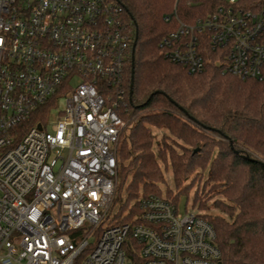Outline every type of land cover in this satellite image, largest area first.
Returning <instances> with one entry per match:
<instances>
[{"label":"built area","instance_id":"2783aa9c","mask_svg":"<svg viewBox=\"0 0 264 264\" xmlns=\"http://www.w3.org/2000/svg\"><path fill=\"white\" fill-rule=\"evenodd\" d=\"M125 15L117 0H0V264H224L200 210L151 195L134 221L108 217L127 126ZM205 43L228 72L263 78L264 12L229 0L178 19L162 46L196 73Z\"/></svg>","mask_w":264,"mask_h":264},{"label":"trees","instance_id":"16d2710c","mask_svg":"<svg viewBox=\"0 0 264 264\" xmlns=\"http://www.w3.org/2000/svg\"><path fill=\"white\" fill-rule=\"evenodd\" d=\"M117 1L126 10L131 57L122 83L126 105L120 109L127 126L118 146V189L125 187L126 199L117 196L119 210L111 222H132L142 211L140 199L163 197V165L173 169L177 186L191 169L209 165L210 180L225 188L230 202L219 214L200 211L216 231L223 263L264 264V73L262 79H242L228 72L221 49L209 43L202 47L205 68L192 73L162 46L178 19L195 23L227 1ZM237 4L264 12V0ZM154 128L195 147L214 133L223 145L212 160L209 153L163 150Z\"/></svg>","mask_w":264,"mask_h":264},{"label":"rangeland","instance_id":"374dc122","mask_svg":"<svg viewBox=\"0 0 264 264\" xmlns=\"http://www.w3.org/2000/svg\"><path fill=\"white\" fill-rule=\"evenodd\" d=\"M229 1V0H226ZM59 109L52 111L50 115V122L55 123L58 119L59 110L65 107V100L62 99L59 103ZM54 130V127H50ZM156 134V139L161 144L163 150H167L170 146L176 149L179 153H191L192 151H199L202 156H206L209 153L211 160L219 152L220 147L223 145L222 138L218 135L211 133L208 138L199 144V146H190L184 144L182 141L175 138H170L166 130H159L154 128ZM164 178L160 187L163 191V197L170 200L179 197L177 205L180 213H185L187 210H200L206 214H219L222 213L221 208L224 207L223 204H228L229 199L225 194V188L223 186H218L210 180L209 176V165H203L202 167H196L190 170V174L182 176L181 184L176 185L174 181L173 169H170V165L166 169L163 165ZM120 181L118 182L119 188ZM217 185V186H216ZM117 188V196L121 197L122 200L126 199L125 187L122 191ZM116 201V199H115ZM119 204L114 202L112 209L109 212L108 217L112 218L119 210ZM202 207V208H201ZM127 214V211H125Z\"/></svg>","mask_w":264,"mask_h":264},{"label":"water","instance_id":"95a60500","mask_svg":"<svg viewBox=\"0 0 264 264\" xmlns=\"http://www.w3.org/2000/svg\"><path fill=\"white\" fill-rule=\"evenodd\" d=\"M135 47H136V45L134 44V46H133V57H132L133 60H134ZM132 81H133V77H132Z\"/></svg>","mask_w":264,"mask_h":264}]
</instances>
